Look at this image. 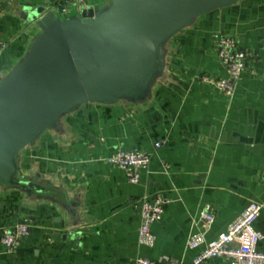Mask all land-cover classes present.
I'll list each match as a JSON object with an SVG mask.
<instances>
[{
	"label": "crops",
	"instance_id": "obj_1",
	"mask_svg": "<svg viewBox=\"0 0 264 264\" xmlns=\"http://www.w3.org/2000/svg\"><path fill=\"white\" fill-rule=\"evenodd\" d=\"M113 2L0 0V40L8 44L0 82L42 34L44 16L79 19ZM59 4L66 14L53 10ZM218 35L233 36L253 54L233 98L198 79L225 77ZM120 149L151 154L140 183L106 162ZM16 177L33 188L0 183V264H135L138 257L194 264L203 248L190 251L187 243L207 205L216 216L208 240L250 202L264 206V0H241L192 20L161 47L144 96L65 113L20 153ZM155 194L171 203L153 226L156 244L149 249L139 242L141 201ZM17 224L28 225L30 236L10 252L2 232ZM256 229L264 235V209Z\"/></svg>",
	"mask_w": 264,
	"mask_h": 264
},
{
	"label": "water",
	"instance_id": "obj_2",
	"mask_svg": "<svg viewBox=\"0 0 264 264\" xmlns=\"http://www.w3.org/2000/svg\"><path fill=\"white\" fill-rule=\"evenodd\" d=\"M241 0H114L96 15L41 19L42 34L0 82V183L19 182L20 153L65 113L145 95L161 47L192 20Z\"/></svg>",
	"mask_w": 264,
	"mask_h": 264
},
{
	"label": "built area",
	"instance_id": "obj_3",
	"mask_svg": "<svg viewBox=\"0 0 264 264\" xmlns=\"http://www.w3.org/2000/svg\"><path fill=\"white\" fill-rule=\"evenodd\" d=\"M59 9L66 14L67 6L59 4L53 10ZM8 44L0 40V59ZM216 52L225 77H212L201 75L198 79L211 86L228 98H233L242 80L243 73L249 67L253 54L240 47L236 38L231 35H218L216 39ZM160 148V144L156 145ZM152 156L145 151L118 150L106 162L126 172L130 183L138 184L144 172L149 171ZM264 184V178H263ZM171 200L163 195H146L141 201V226L139 242L143 247L153 249L156 237L153 226L160 222L166 207ZM264 206L258 202H250L245 210L232 223L227 230L214 239L208 240V235L216 222L213 208L207 205L201 212L197 231L193 232L188 240L187 248L195 251L203 248L194 259V264H202L208 260L226 258L230 264H264V251L259 248L264 235L256 229ZM30 236V227L26 224H17L5 227L2 232V244L10 251H16L22 241ZM135 264H178L171 258L159 261L145 257H138Z\"/></svg>",
	"mask_w": 264,
	"mask_h": 264
}]
</instances>
